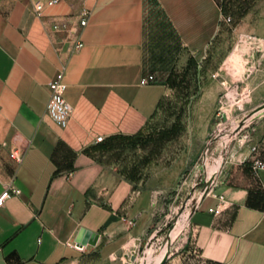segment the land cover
I'll list each match as a JSON object with an SVG mask.
<instances>
[{
	"label": "crops",
	"instance_id": "crops-1",
	"mask_svg": "<svg viewBox=\"0 0 264 264\" xmlns=\"http://www.w3.org/2000/svg\"><path fill=\"white\" fill-rule=\"evenodd\" d=\"M37 1L0 0V193L20 191L0 206V264H119L152 235L153 194L121 169L115 142L146 127L165 95L160 64L182 51L221 86L249 72L264 89V0L246 26L225 21L234 0H59L40 17ZM235 53L246 57L237 77ZM59 70L65 127L46 112ZM258 112L244 159L198 199L182 248L161 264H264V168L252 169L264 161V102ZM81 229L94 245L75 242Z\"/></svg>",
	"mask_w": 264,
	"mask_h": 264
},
{
	"label": "rangeland",
	"instance_id": "rangeland-1",
	"mask_svg": "<svg viewBox=\"0 0 264 264\" xmlns=\"http://www.w3.org/2000/svg\"><path fill=\"white\" fill-rule=\"evenodd\" d=\"M257 1L234 0L229 25L252 24V17L244 14ZM181 54L174 63L160 64L155 76L165 95L146 127L137 136L115 142L121 169L152 190L151 232L155 233L147 243L119 256V264H161L170 251L182 248L184 217L204 188L220 184L227 166L244 159L250 147L248 134L261 115L264 89L245 73L246 57L235 53L229 68H234L236 77L249 75L247 83L240 79L221 86L206 75L202 58L195 62Z\"/></svg>",
	"mask_w": 264,
	"mask_h": 264
},
{
	"label": "built area",
	"instance_id": "built-area-1",
	"mask_svg": "<svg viewBox=\"0 0 264 264\" xmlns=\"http://www.w3.org/2000/svg\"><path fill=\"white\" fill-rule=\"evenodd\" d=\"M59 0H47L46 2H35L33 5V10L34 13L37 17H40L42 15V12L46 6H51L56 3H58ZM90 11L83 8L80 12V19H79V24L81 26H85L87 23V19L89 17ZM225 21L229 22L230 18L226 17ZM82 46V43L80 41H77L75 43V48H79ZM215 76V75H213ZM154 80V76L149 74L147 76H144L140 79V84L141 85H146L150 83L151 81ZM66 83L64 81V71L59 70L57 71L53 78L48 82V88H49V98L47 101L46 105V112L48 115L60 126V127H65L68 118L70 116L71 112V107L66 101L64 97V92L66 90ZM102 137H98L97 140L100 141ZM10 157L14 159L17 162H20L22 159V152L15 149L10 153ZM258 168H264V161L260 159H254L252 162V169L253 171L257 170ZM210 189L207 188L206 193ZM19 189L16 188L14 185L9 183L0 193V206L3 205L4 201L8 198H10L13 195H18L19 194ZM199 199V198H198ZM198 201V200H197ZM194 209V206L193 208ZM189 229V216L186 218V228H185V233H184V238L185 235L188 233ZM155 235V233H152L151 237L149 238L152 239V237ZM166 245H163L160 247V249H163ZM81 247V246H80ZM172 252L170 251L167 256H169Z\"/></svg>",
	"mask_w": 264,
	"mask_h": 264
},
{
	"label": "water",
	"instance_id": "water-1",
	"mask_svg": "<svg viewBox=\"0 0 264 264\" xmlns=\"http://www.w3.org/2000/svg\"><path fill=\"white\" fill-rule=\"evenodd\" d=\"M223 119H225L224 116H223ZM206 191H207V188H204L203 191H202V193L199 196V199H201V198L204 197V195L206 194ZM192 211H193V209L191 210V212ZM97 238H98V234L97 233H94V232H91V231H88V230L81 229L79 231V234H78L75 242L79 246H83V245H86V244L94 245L96 243V241H97Z\"/></svg>",
	"mask_w": 264,
	"mask_h": 264
},
{
	"label": "bare ground",
	"instance_id": "bare-ground-1",
	"mask_svg": "<svg viewBox=\"0 0 264 264\" xmlns=\"http://www.w3.org/2000/svg\"><path fill=\"white\" fill-rule=\"evenodd\" d=\"M230 94H231V99L234 100V99H235V95H236L235 90H232V91L230 92ZM213 172H214V167H213V169L210 170V176L212 175ZM185 219H186V218L184 217V220H185Z\"/></svg>",
	"mask_w": 264,
	"mask_h": 264
},
{
	"label": "trees",
	"instance_id": "trees-1",
	"mask_svg": "<svg viewBox=\"0 0 264 264\" xmlns=\"http://www.w3.org/2000/svg\"><path fill=\"white\" fill-rule=\"evenodd\" d=\"M135 136H137V135H135ZM132 137H134V136H132ZM127 138H130V137H127Z\"/></svg>",
	"mask_w": 264,
	"mask_h": 264
}]
</instances>
